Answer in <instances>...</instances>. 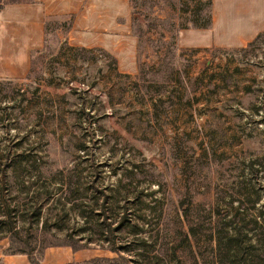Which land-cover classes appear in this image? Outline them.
<instances>
[{
  "label": "rangeland",
  "instance_id": "374dc122",
  "mask_svg": "<svg viewBox=\"0 0 264 264\" xmlns=\"http://www.w3.org/2000/svg\"><path fill=\"white\" fill-rule=\"evenodd\" d=\"M182 1L131 0L135 73L117 69L102 51L60 41L55 30L64 29L66 20L56 17L47 23L46 47L33 55L29 75L0 79V154L22 153L40 169L19 177L8 171L2 192L19 212L36 199L43 203L39 220L28 212L11 229L0 223L3 252L43 264L46 249L68 247L78 251L77 258L53 251L45 264H94L86 260L117 256L107 249L112 234L131 264L155 263L152 249L165 264H213L211 243L200 244L199 252L186 240L180 198L194 193L200 202L214 199L225 206L235 197L264 219V40L247 51L240 50L247 43L181 46ZM160 61L161 70L146 66ZM75 165L102 185L105 196L97 200H104L110 227H116L124 204L132 218L140 215L141 233H99L92 226L96 216L79 231L77 208L66 201L65 188L56 189L62 182L58 170ZM81 199L92 203V190ZM138 249L150 255L140 259Z\"/></svg>",
  "mask_w": 264,
  "mask_h": 264
},
{
  "label": "crops",
  "instance_id": "0c3cea01",
  "mask_svg": "<svg viewBox=\"0 0 264 264\" xmlns=\"http://www.w3.org/2000/svg\"><path fill=\"white\" fill-rule=\"evenodd\" d=\"M211 23L207 27L181 28L178 43L193 48L244 45L264 31V0H211ZM66 20L56 31L60 41L71 46L99 48L113 56L117 69L135 73L138 39L132 25L131 0H1L0 79L25 77L33 55L47 43V23ZM64 250L67 260L77 258L68 247L48 248L43 264L52 252ZM1 264H30L22 254H8L0 247ZM58 264V263H55Z\"/></svg>",
  "mask_w": 264,
  "mask_h": 264
},
{
  "label": "trees",
  "instance_id": "16d2710c",
  "mask_svg": "<svg viewBox=\"0 0 264 264\" xmlns=\"http://www.w3.org/2000/svg\"><path fill=\"white\" fill-rule=\"evenodd\" d=\"M191 1L192 4H189V0L182 1L181 8L186 15L182 17L183 21L179 24V28H202L209 26L211 23V0ZM135 18L133 11V22ZM262 40H264V31L257 34L253 40L247 43L246 47H242L240 50L247 51L248 48L255 46ZM72 48L89 50L90 52L96 51L100 53V55L102 51L104 55L113 58L109 53L99 48H86L82 46H73ZM113 61H115L114 58ZM163 65L164 64L160 61L157 65L148 64L146 66L150 69L157 70L160 68L161 70ZM125 76L128 75L125 74ZM13 80L12 78H5L4 81L12 82ZM134 84L138 86L137 82ZM246 88L248 89L249 86L245 85L244 89ZM1 89L2 88H0V90ZM18 90L19 89L16 91ZM34 92L35 90L29 93L33 95ZM21 94L23 95L24 92L22 91ZM157 100L161 101V96H158ZM27 158L28 157H24L22 153L16 154L10 150H4L0 154V183H3L4 179L8 176V171L13 177H19L24 173L27 175L40 173L36 160ZM83 172L84 169L78 168L76 165L66 171L63 169L58 170V173L61 174L60 180L62 182L56 187V189L65 188L66 201L71 202V208H77L78 215L82 219V225L79 227V231L88 229L87 223L89 222V217L96 216L92 226L94 230L99 233L106 232V234L110 235L114 229L117 231H125L127 229V232L134 233L135 235L141 233V226L138 224L140 215H136L135 218H132L133 214L125 210L124 204L122 205L121 213L118 215L116 227H110V221L107 220L109 215L106 213L104 200L101 203L97 200L101 194L105 196L103 194V187L101 184L95 183L97 182L96 180L86 179L90 174L83 175ZM80 178H82V181H80ZM3 189L5 188L0 186V223L8 224L9 227L7 228L11 229L15 221L18 218H24V216H26L25 214L28 212H31L35 220H39L42 216V201L40 202L36 199L34 202L32 201L30 206L31 209H21L19 212L16 205L8 200L10 199L8 197L9 195L7 196L8 198L5 197V193L2 192ZM89 189L92 190V203H84L82 201L83 199L77 201L81 196H85V192ZM95 192L99 193L97 194ZM44 193L45 196L50 195L49 193H52V189L48 190L46 188ZM235 200L241 205L234 208L232 203ZM254 201L251 202L249 209H254ZM202 203L207 207L199 208L201 207L200 204L203 205ZM242 203L241 199L229 197V199L225 201V206H222L220 203L215 202L214 199H207L204 200V202H200L194 193H186L183 198L179 199L178 205L183 220L186 223L187 228L184 234L189 245L191 246L193 242L199 251L200 249L198 246H200V244L203 242L211 243L210 251L214 258L213 264H264V219L262 217V212H252L247 209V206L242 207ZM132 220H134L133 223H131ZM150 222L151 219L146 220V223ZM156 223L158 225V222ZM67 234L71 235V233ZM106 240L108 242L107 249L116 252L117 256H97L86 260V262L94 264H131L130 258L121 254L122 250H126L125 246L117 244L112 234L109 237L107 236ZM138 240L142 241L141 243L143 244L145 243L143 239ZM65 245H69L75 250L84 248V246H75L72 243H66ZM147 246L154 248L152 243H148ZM150 252H153L152 257L156 259L153 264H165L163 261L158 260V249H152ZM150 252L138 249L137 255L140 259H144L150 255ZM172 253L175 254L174 250H172ZM31 264L38 263L31 261ZM136 264L139 263L137 262ZM173 264H177V262Z\"/></svg>",
  "mask_w": 264,
  "mask_h": 264
}]
</instances>
